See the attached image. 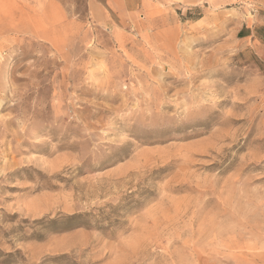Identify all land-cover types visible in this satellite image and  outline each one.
<instances>
[{"label":"rangeland","instance_id":"1","mask_svg":"<svg viewBox=\"0 0 264 264\" xmlns=\"http://www.w3.org/2000/svg\"><path fill=\"white\" fill-rule=\"evenodd\" d=\"M0 264H264V0H0Z\"/></svg>","mask_w":264,"mask_h":264},{"label":"crops","instance_id":"2","mask_svg":"<svg viewBox=\"0 0 264 264\" xmlns=\"http://www.w3.org/2000/svg\"><path fill=\"white\" fill-rule=\"evenodd\" d=\"M256 34H258V32H255V31H254V36H255L256 38H259V37L256 36Z\"/></svg>","mask_w":264,"mask_h":264}]
</instances>
